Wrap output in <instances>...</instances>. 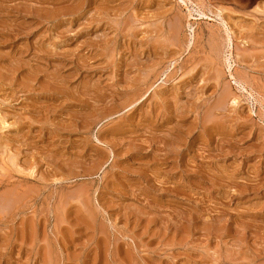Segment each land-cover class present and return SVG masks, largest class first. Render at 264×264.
Returning <instances> with one entry per match:
<instances>
[{
	"label": "rangeland",
	"instance_id": "1",
	"mask_svg": "<svg viewBox=\"0 0 264 264\" xmlns=\"http://www.w3.org/2000/svg\"><path fill=\"white\" fill-rule=\"evenodd\" d=\"M0 264H264V0H0Z\"/></svg>",
	"mask_w": 264,
	"mask_h": 264
},
{
	"label": "bare ground",
	"instance_id": "2",
	"mask_svg": "<svg viewBox=\"0 0 264 264\" xmlns=\"http://www.w3.org/2000/svg\"><path fill=\"white\" fill-rule=\"evenodd\" d=\"M27 197V196H26ZM12 201V200H11Z\"/></svg>",
	"mask_w": 264,
	"mask_h": 264
}]
</instances>
